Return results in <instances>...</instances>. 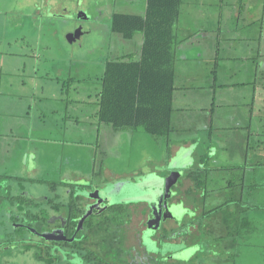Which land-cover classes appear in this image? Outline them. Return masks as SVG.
I'll use <instances>...</instances> for the list:
<instances>
[{"label":"rangeland","instance_id":"1","mask_svg":"<svg viewBox=\"0 0 264 264\" xmlns=\"http://www.w3.org/2000/svg\"><path fill=\"white\" fill-rule=\"evenodd\" d=\"M47 1L0 0V175L15 176L0 179V243L5 240L3 237L11 233L12 226L6 221L8 209L16 212L15 200L12 198L27 192L41 206H46V198L56 199L57 193H60L61 200H67L62 186H57L56 191L49 189V185H56L59 181L76 184L69 187L74 190V197L94 196L98 190V205L104 201L108 206L127 207L132 204L129 206L135 210L141 206L146 208L152 203L154 212L150 216L156 219L162 211L159 189L163 186V179L171 172V168H179L183 169L184 174L177 188H174L177 195L169 200L173 206L171 218L162 221L157 228L148 227L143 234L142 243L147 255L157 258L169 256L164 261L170 264H264L263 110H256L258 113L252 122L253 130L260 135L251 139L247 162L255 170L246 175L247 187L240 195L242 202L216 215L219 219L235 208L240 218L247 217L251 222L246 227L242 226L245 232L242 231L232 248H228L231 239L223 226L218 222L212 226V218L190 217L196 209H191L194 206L192 197L182 194V186L186 171L194 165L191 150L182 147L168 160V151L170 154L173 152L172 146L192 136V132L188 135L187 132L179 131V128H184L182 124L180 127L177 125L181 116L175 114L174 125L177 129L172 132L167 145L165 137H152L141 130L116 132L109 125L99 126L94 115L98 109L97 95L101 88L104 61L124 53H136L142 41L139 34L127 40L111 33L110 16L112 12L118 11L142 15L145 0H57L52 9L59 16L48 12L50 7H47ZM242 3L245 6L237 21L234 12L238 4L233 0H181L175 26L178 44L186 42L188 29L202 27L205 32L195 35L190 42L205 45L207 55H214L218 48L219 76L223 80L227 79V84H232L227 89L234 95L233 100L224 102L225 106L216 108L225 110L219 115L227 121L222 127L232 123L231 118L235 113L244 116L245 110L242 108L246 106L243 104H250V93L253 94L250 85L242 88L234 86L237 77L230 75L231 71L238 69L243 72L245 66V71H252L250 64L244 63L243 67L235 64L238 63L235 57L239 53L247 55L249 51L242 50L236 42L246 35L240 28L251 23V32L253 29L258 32L261 25L264 30L259 0H243ZM247 3H250L251 14L256 20L247 17ZM79 15L81 17L78 18ZM218 25L221 27L220 33ZM78 27L82 35L69 43L66 36ZM207 65L210 71L212 60ZM208 76L212 80L210 72ZM180 82L187 84L184 79ZM258 84L260 88L264 87V81L260 80ZM207 86L208 101L211 102V85ZM243 97L246 99L243 100ZM178 99L177 96L176 103ZM228 133L220 134L221 142L234 141L230 135L236 134ZM227 149L226 154H221L222 157L209 165L241 166L242 146L227 145ZM25 151L31 152L35 160L34 164L28 162L29 167L36 166L32 179H45L43 183L20 177L23 172H19L23 166L20 158ZM197 155H200V151ZM14 169L17 172H13ZM101 169L102 173L98 175ZM107 169L116 176L107 175ZM25 173L28 177L29 173ZM239 175L240 172L236 170L211 173L213 181L208 189L220 188L229 181L237 182ZM237 197L239 194L236 190L234 193L225 192L219 200H207L204 211ZM178 200L185 202L190 215L183 206H174ZM127 213L126 210L123 214ZM186 215L189 219L185 218ZM174 221L182 223L175 229L179 234L182 233L180 236L184 244L193 245L191 249L184 248L187 249L182 256L184 261L170 258L172 253L183 249L178 247V241L173 240ZM189 226H199V229L190 233ZM164 235L166 237H162ZM133 243L129 241L126 246H132ZM134 254V251L129 252V260L135 259ZM0 264L43 263L36 261L30 250L17 246L0 250Z\"/></svg>","mask_w":264,"mask_h":264},{"label":"crops","instance_id":"2","mask_svg":"<svg viewBox=\"0 0 264 264\" xmlns=\"http://www.w3.org/2000/svg\"><path fill=\"white\" fill-rule=\"evenodd\" d=\"M235 3L238 4V9L234 12V16L237 21H239V18H241L243 6V0H233ZM255 1V0H253ZM259 13H260V19H264V0H259ZM52 4V5H50ZM57 4V0H48L47 1V7H50V14L59 16V13H54L52 7ZM181 6V4H180ZM246 6L247 11L246 15L247 17L251 18L252 20H256L254 16L251 14V5L250 3H247ZM255 9V7H254ZM145 10H146V0H145ZM144 13L142 15H136L131 14L128 12H112L110 16V21L115 13H123V14H129V15H136V16H144ZM59 14V15H58ZM253 17V18H252ZM178 22V20H177ZM254 22V21H253ZM250 23V22H249ZM251 24V23H250ZM250 24H246V26L241 27V32L246 33L245 36L239 38L236 40L237 44L240 46V48L243 49H249L248 54H238L235 57V60L238 61V63L235 64H241L243 67V64L245 65L250 64L249 66L252 67V71H245V68L243 67L242 70H234L231 71L230 75L237 77V83H234V86L242 88L243 86L250 85L253 88V94L251 97V102L244 103L243 105L246 107H243L246 111H244V116H240L235 113V116L232 117L231 124H227L226 126L222 127V124L224 125L227 123V121H224L222 119L224 116L220 117L223 112L225 111L224 108L220 110H216L217 107L225 106L224 102L233 100L234 95L229 92L227 89L228 86H231L232 84L226 82L227 79L223 80L220 78V74L218 73V67H219V52L217 48V52L213 54L206 53L205 45L201 44L200 42L196 43V45L193 42H190L191 38L193 40V37L197 34H200L202 32H205L204 28H190L188 29V38L185 40L186 42H182L174 46V64H173V70H174V91L172 94V112L170 117V125H171V131L169 134L165 137L167 145L170 141V136L172 135V132L177 129L176 125H174L175 120V114H178V116H181V120L177 122L178 127L180 125H184V128H179V131L187 132L192 134V136H188L187 138H184L185 141L182 143H175L172 146L173 152L172 154L168 151V157L170 158L176 154V152L181 149L182 147L189 148L191 150V154L193 156V167H190L185 174V182L182 186V194L185 196H191L192 201L194 203V206L191 207V209H196V211H204L205 210V204L207 200L210 201H216L219 200V197L221 194L225 192H231L234 193L235 190L237 191V194H239V197L237 198H229L223 203H219L218 205L210 208H218L222 207L223 210L229 209L231 205L233 207L235 205H238L242 202V195L244 192V189L247 187V183L245 182V178L247 173L254 172L253 166L249 164L248 157L251 149V139L254 137H258L260 134H258L255 130H253L252 122L254 120V117L258 113L256 110L260 109L259 111L264 112V87L258 84V82L264 81V35H263V25H261L258 32H255V29L251 32ZM176 26V25H175ZM109 30L111 33L110 23H109ZM221 32V27L218 25V33ZM140 35V34H139ZM202 35V34H201ZM142 40V35H141ZM189 42L188 45H185ZM142 44V41H141ZM263 47V48H262ZM141 48V46H140ZM140 50V49H139ZM263 51V52H262ZM139 51H136V54ZM131 53H124L121 54L115 58H107L104 61L103 64V73L102 77L105 71L106 64L108 60H114L123 56H126ZM231 60H234V58H230ZM213 62L212 69L208 71V61ZM249 69V67H248ZM212 75V80H209L208 74ZM181 73V74H180ZM241 73V75H240ZM239 75V76H238ZM102 77H101V83H102ZM208 77V78H207ZM186 80L187 84H181L180 80ZM207 85L209 86L211 92H212V100L211 102L208 101V93H207ZM258 88H260L258 90ZM101 91V88H100ZM100 91L97 95V103H98V109L94 113L95 117L97 118L98 125L100 126L101 123L98 120V112H99V98H100ZM249 95V96H250ZM178 96V102L176 103V97ZM182 96V99L181 97ZM246 97H243V100H245ZM261 103V104H260ZM177 104V105H176ZM259 104V105H258ZM228 106H236L234 104H229ZM220 115V116H219ZM230 120V118H229ZM220 121V123H218ZM109 125V124H105ZM111 126V125H109ZM112 127V126H111ZM114 131L119 132H134L141 129H115L112 127ZM142 131V130H141ZM143 132V131H142ZM228 134H236V136H231V140L227 143L221 142L220 134L227 133ZM122 134V133H121ZM146 134V133H144ZM148 135V134H146ZM264 135V134H263ZM151 136V135H149ZM186 136V137H187ZM155 137V136H152ZM161 138V137H157ZM163 138V137H162ZM228 138V137H227ZM28 139V138H27ZM240 145L242 146V165L240 166H221L217 164L209 165L210 163L217 161L219 157H222L221 154H226L228 152L227 145ZM199 146L201 149H199ZM204 147V148H203ZM240 148V147H239ZM241 149V148H240ZM169 150V149H167ZM200 151V155L198 156V152ZM229 157V156H228ZM217 158V159H216ZM22 160L21 163H23L21 166V169H19V172H22L20 177H24L26 179H32V173L35 172L36 166L31 165L29 167L31 161L32 164L35 162L32 153L31 152H23L21 155ZM231 160L232 157L230 158ZM229 161L231 162V160ZM256 163V161L254 162ZM254 163L252 165H254ZM92 165V170L94 171ZM239 171L240 175L237 176V182H225V184L222 187L214 188V189H208V185L213 181L211 179V173H218V172H224V171ZM17 172V169H14L13 172ZM108 172H106L107 175L116 176V174L111 173V170L107 169ZM136 171V170H134ZM133 171V172H134ZM25 172H28L29 175L27 177V174ZM184 172V171H183ZM102 173V169L99 170L98 175ZM120 175V174H118ZM8 176H13L11 174H8ZM7 174L0 175V179L4 177H8ZM32 180H41L46 181L45 179H32ZM249 186V185H248ZM225 203H227L226 206ZM232 211L235 210V208L231 209ZM195 212V211H194ZM193 212V213H194ZM218 214V213H217ZM212 215L210 218H212V226L214 222H218L219 225L223 226L222 223V217L219 219L216 218V215ZM207 218V219H210ZM247 218V217H246ZM218 219V221L216 220ZM248 219V218H247ZM249 224L251 223L250 220ZM177 226L179 225L178 222ZM194 230H197V228H194ZM175 231V237L173 240L178 241V247L181 246L184 248H190L193 245H187L184 244V240L177 236H180L182 233H178ZM245 232V230H244ZM192 233V232H191ZM241 234V233H240ZM239 234V235H240ZM238 235V236H239ZM221 238V237H218ZM182 249V250H183ZM181 251V250H180ZM186 261V260H185Z\"/></svg>","mask_w":264,"mask_h":264},{"label":"trees","instance_id":"3","mask_svg":"<svg viewBox=\"0 0 264 264\" xmlns=\"http://www.w3.org/2000/svg\"><path fill=\"white\" fill-rule=\"evenodd\" d=\"M180 4L181 0H146L144 16L113 14L111 31L127 40L140 34L142 44L137 54L108 60L101 83L99 122L115 129H141L155 137L169 134L174 91L175 25ZM58 185L53 184L54 187ZM222 210L218 207L202 211L201 219L210 218ZM75 212L78 214V210ZM222 223L231 239L228 248H232L249 221L246 217L240 218L234 210L223 215ZM194 228L198 230L199 226ZM82 234L85 237L67 244L60 252L35 248L32 253L34 259L43 264H170L164 261L168 257L158 259L143 255L129 260V253L116 237Z\"/></svg>","mask_w":264,"mask_h":264},{"label":"flooded vegetation","instance_id":"4","mask_svg":"<svg viewBox=\"0 0 264 264\" xmlns=\"http://www.w3.org/2000/svg\"><path fill=\"white\" fill-rule=\"evenodd\" d=\"M28 180L32 182V179ZM58 184V188L62 186L63 194L68 196L67 200H61L60 193H57L56 199L46 198L44 199L46 206H41L27 192L13 198L10 197L15 200L16 212L13 213L8 209V220L5 221L12 228L8 237H3L5 240L0 243V250L21 246L32 253L37 247L50 248L51 253L56 250L60 252V250H65L67 244L85 237V234H82L85 232L88 233L89 237H102V235L103 237H111V239L116 237L127 253L135 252L134 258L147 255L146 248L142 244V237L148 228L147 223L149 221L151 223L149 228H155L156 219H151L150 216L154 209L141 206L134 210L129 206L132 204L126 205L127 207L123 205L108 206L105 201L98 205L91 197H74V190L69 187L76 184H66L64 181H59ZM53 187V185H49L50 190L56 191L57 186ZM184 206L187 208L185 202ZM77 210L78 214L75 212ZM126 210L128 213L123 214ZM202 213V211H195L189 215L193 219L201 217ZM72 215L76 216L72 217ZM84 215L87 216L81 222ZM188 217L186 215L185 218ZM175 228H177L176 221H174L173 231ZM192 230H194V226H189L190 233ZM173 233L175 237V231ZM129 241L134 242L132 246H126ZM28 247H30L29 250Z\"/></svg>","mask_w":264,"mask_h":264},{"label":"water","instance_id":"5","mask_svg":"<svg viewBox=\"0 0 264 264\" xmlns=\"http://www.w3.org/2000/svg\"><path fill=\"white\" fill-rule=\"evenodd\" d=\"M79 17H81V16L79 15L78 18ZM81 35H82V30L80 27H78L73 33L68 34L66 36V39L69 43H72L75 40L79 39ZM183 174H184L183 169L171 168V172H169V174L163 179V186L161 189H159V191L161 193L160 202H161V206H162V211H161V214L155 220L157 222V223H155V228H157L160 225L161 221H167L171 218L170 217L171 216L170 211H171V208L173 206L170 204L169 200L171 197H173V196L175 197L177 195V193L174 191L175 190L174 188H177L176 186L178 185V181L183 176ZM127 186H129V185H127ZM97 193H98V190H96V194L94 196L91 194L87 197H91L96 201ZM174 206H176V207H179V206L182 207L183 206L182 208L185 209L186 213L189 215L190 211L184 206L183 200L175 201ZM148 207L150 209H152L153 208L152 203L150 205H148ZM191 214H193V213H191ZM86 216L87 215L83 216V218L81 219V222ZM176 222H178V221H176ZM178 224L181 225V223H179V222H178ZM149 225H151L150 221L147 223L148 227H150ZM191 248H193V247H190L187 249H191ZM187 249H183L181 251H177V252L172 253L170 258L174 259V260L184 261L182 256ZM168 258H169V256H168Z\"/></svg>","mask_w":264,"mask_h":264}]
</instances>
